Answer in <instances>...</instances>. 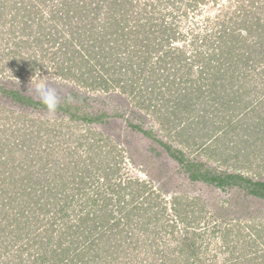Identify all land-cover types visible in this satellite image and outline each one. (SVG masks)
<instances>
[{
	"label": "trees",
	"instance_id": "1",
	"mask_svg": "<svg viewBox=\"0 0 264 264\" xmlns=\"http://www.w3.org/2000/svg\"><path fill=\"white\" fill-rule=\"evenodd\" d=\"M164 1L170 0H25L21 12L14 13L13 20L18 17L20 34L26 37L20 47H25L27 41L39 47L33 52L10 50L13 65L21 69L17 74L26 69L25 74L30 75L37 71L77 75L83 63L88 69L81 73L82 77L100 75L85 78L83 86L91 87L84 89L49 79L63 95L72 98L54 114H49L32 94L30 80L0 76V115L16 125L11 129L0 124V264H135L134 257L141 261L137 254L128 252L131 247H139L136 239L123 234L119 219H113L109 193H120L123 188H111L109 172L103 171L101 175L110 189L107 193L97 192L100 203L93 198V213L84 208L70 211L71 199L59 172H45L43 166L47 162L32 153L33 127L38 123V128L50 136L57 124L44 125L52 117L86 127L92 137L112 134L114 129L123 136L139 132L154 155H165L191 183L226 191L238 189L252 200H264V176L254 177L235 168L221 169L184 154L171 142L174 130L178 136L183 131L196 128L199 132L207 126L225 124L230 106L232 117L236 118L229 126L237 120L244 121L248 125L245 130L252 134L251 140L243 139L245 144L249 143L246 146L260 143L264 155V137L259 133L264 125V97L251 108L250 114L242 110L248 103L239 99L254 90V79L264 85V0H238L229 19L218 15L206 23L205 31H190L184 45L180 42L186 41V37L177 31L173 21L166 20L172 14L163 11ZM175 2L178 9L183 7L182 3L193 6L185 0ZM185 12L184 9L182 14ZM229 20L232 25L225 26ZM45 21L51 25L48 29ZM57 25L61 27L56 28ZM52 47L61 51L62 60L51 71L44 59H52L56 54ZM117 69L121 70L119 74H132L130 78L134 76L140 84L104 75L117 74ZM91 89H101L105 95H95ZM130 98L136 100L139 109L133 108ZM142 108L151 118L141 113ZM43 117L44 122L40 121ZM148 120L152 124L156 121L160 128L143 127ZM20 125L26 126L24 129L31 135L23 132ZM38 133L34 135L36 141L41 139ZM85 181V175L79 178V183ZM171 181L169 177L160 183V189L169 190L173 186ZM87 205L90 204L84 206ZM117 205L116 211L129 223L132 210L125 209L120 200ZM137 225L145 231L143 221ZM193 239H179L178 256L173 251L152 254V262L146 264H189L190 257L195 256Z\"/></svg>",
	"mask_w": 264,
	"mask_h": 264
},
{
	"label": "rangeland",
	"instance_id": "2",
	"mask_svg": "<svg viewBox=\"0 0 264 264\" xmlns=\"http://www.w3.org/2000/svg\"><path fill=\"white\" fill-rule=\"evenodd\" d=\"M2 1H4V7L0 15V76H11L21 80L35 79L34 74H25L26 69L23 70V74H17L21 69L18 65H13L14 57L9 56L10 50L13 49L20 50L21 48L24 52L39 49L38 45L36 47L30 41L25 43L27 44L25 47H20L21 40L26 37L20 34L18 17L13 19L14 13L21 12L23 9L22 4L24 5L25 0H0V8ZM173 1L175 0L164 1L162 7L165 13L172 14L167 15L166 20L173 21L177 26V31L186 37V41L180 42V45L188 43L190 31L197 33L205 31L206 23L215 19L216 16L221 15L223 19H229L238 2V0H185L193 6L182 3L183 7L178 9V3L173 4ZM184 9L186 10L185 15L182 14ZM45 24L47 29L51 26L46 21ZM230 25H232V20L225 22V26ZM60 27L56 26V28ZM55 47H52V52H56L53 58L48 56L44 59L51 66V71L54 70L52 66L55 67L56 64L59 66L62 60L61 51L56 50ZM82 65L83 68L77 70V75L44 74L43 72L41 74L38 71L36 75L41 74L57 82L76 84L83 89L90 88V85L83 86L85 78L98 77L100 74H85V77H82L81 73L84 74V71L88 69L86 64L82 63L79 66ZM119 69L114 71L117 74L104 75H115L120 82L125 80L133 85L140 84L139 80L134 81V76L130 78L132 74H119L121 71ZM4 72L6 74H2ZM252 75L257 77V74ZM250 81L248 83H251ZM110 82L112 83V79ZM252 84L255 86V88L252 87L254 90H250L246 96L239 97L240 100L244 99V102L248 103L244 104V109H242L248 114L251 108L259 105L258 103L264 97V92L261 91L264 87L262 82L254 79ZM115 90H119V87ZM90 92L95 95H105L101 89L95 91L91 89ZM109 92L111 93L112 90ZM135 92L133 94H136ZM237 92L239 93L236 89ZM129 100L134 105L133 108L139 109L136 100L131 98ZM114 103L115 100H112V104ZM240 104L242 105L241 102ZM229 107L226 110L225 124L207 126L199 132L196 128H191L193 130L183 131L178 136L174 130L171 135L172 145L184 154H191L221 169L235 168L254 177L264 176V155L261 153L263 148H260V143L255 146H246L249 143L245 144L243 139L251 140L252 134L251 131L245 130L248 125L244 121L237 120L238 123L229 126L228 123L230 121L232 123V119L236 118L232 117L233 109ZM140 111L151 118L150 113L145 109L142 108ZM45 119L43 117L40 121L44 122ZM55 119V117L48 119L44 125L47 127L51 126V123L52 125L57 124L50 136L39 129L36 122V127H33L34 135L39 132L38 136L41 135V139L36 141L37 136L33 135L31 144L34 151L32 153L41 155L42 161L47 162L43 166L45 172L50 171L51 173L54 170L59 172L67 188L68 199H71L73 208H70V211L76 212L84 208L92 214L94 207L91 203H93V198L97 200V192L107 193V189H110L101 175L103 171L109 172L111 188H118L116 185L123 188L120 193L113 195L112 191L109 193L112 196L110 207L113 209V219L118 218L120 228L124 229L123 234L133 236L132 238L136 239L139 245L137 249L131 247L128 250L129 254H137L141 259L140 261L134 257L135 264L152 262V254L159 256L161 253L168 254L173 251V254L178 256L179 239L189 236L194 238L196 247L195 256L190 257L189 264H264V200H252L238 189L226 191L200 183H191L184 173L178 170L174 162L164 158L165 155H154L153 151L149 150L148 141L139 132L135 135L123 136L120 130L114 129L111 131L112 134L102 133L92 137L88 134L86 127L73 126L66 119ZM151 121L148 120L143 127L160 128L156 121L153 124ZM0 124L2 127L10 126L11 129L16 126L14 121L3 118L1 115ZM20 128L26 134L31 135L30 131L24 129L26 126L22 128L20 125ZM263 128L264 125L259 133L264 137ZM259 133H257L258 136ZM174 135L176 139L173 138ZM262 140L260 138V141ZM219 146L220 148L215 150ZM47 152H50V155ZM213 153L217 155L214 156ZM216 156L225 158L226 161L222 158H214ZM86 168L88 173H86ZM83 175L86 181L79 183V178ZM169 177L172 180L170 184L173 186L167 191H162L160 183L163 184ZM118 200L121 205L125 204V209L132 210L133 216L129 223H126L122 218V213L115 209ZM98 202L100 203V200H97ZM86 204L90 205L85 207ZM141 221L145 223V231L137 225Z\"/></svg>",
	"mask_w": 264,
	"mask_h": 264
},
{
	"label": "clouds",
	"instance_id": "3",
	"mask_svg": "<svg viewBox=\"0 0 264 264\" xmlns=\"http://www.w3.org/2000/svg\"><path fill=\"white\" fill-rule=\"evenodd\" d=\"M35 79L30 80L31 92L47 109L49 114H54L60 105L66 101H71L70 96L62 94L61 89L47 76L41 74L33 75Z\"/></svg>",
	"mask_w": 264,
	"mask_h": 264
}]
</instances>
